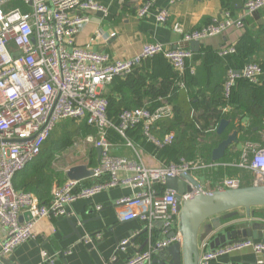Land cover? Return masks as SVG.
<instances>
[{
	"label": "built area",
	"instance_id": "1",
	"mask_svg": "<svg viewBox=\"0 0 264 264\" xmlns=\"http://www.w3.org/2000/svg\"><path fill=\"white\" fill-rule=\"evenodd\" d=\"M181 1L172 0V3ZM140 2L137 14L143 19L154 8L155 1ZM263 9L264 0H247L241 16L236 17L232 11L225 10L207 25L192 31L175 24L173 31L180 36L177 42L171 45L147 43L131 59L112 60L109 55L92 49V44L101 39L99 33L86 46L76 45V35L90 22V14L106 12L96 0H0V226L6 230L0 259L35 240L36 225L42 220L72 219L74 214L69 208L77 200H91L102 192L127 188L133 194L115 203L119 219L143 223L149 245L147 250L131 256L125 264H152L159 251L182 242L180 215L190 194L178 199L176 192L166 188L168 178L187 182L184 176L189 175L207 191L241 188L237 178L213 181L211 169L218 166L215 164L186 160L166 166L146 164L142 154L128 140L127 131L141 126L148 142L160 148L172 145L176 141V132H169L160 139L154 129L159 121L174 117L173 107L165 103L154 109H126L113 122L108 116V101L103 90L116 78L131 75L144 61L159 55L184 77L187 62L193 57L190 48L193 42L220 36L231 28L244 29L246 18ZM156 18L158 24L166 25L169 12L162 10ZM235 53L236 48L229 47L222 50L220 56L225 58ZM262 74L263 69L257 64H248L241 70L229 68L224 84L225 99L230 100L238 80L256 85ZM229 110V107L223 109L224 112ZM64 120L85 123L95 130L96 136H88L86 140L100 149V162L92 168V177L67 180L54 186L50 204L44 205L34 194L17 191L13 182L40 156L56 126ZM111 132L126 139L136 158L112 154ZM241 148L236 167L251 171L254 185H264V148L253 142ZM100 209L98 206L97 210ZM172 233L175 235L171 236ZM155 235L159 236L156 242L153 241ZM100 237L96 236L97 239ZM91 240L88 237V241ZM211 241L201 244L200 264H211L221 256L244 249H252L256 254L258 259L254 264H264V241L250 238L215 249L210 248ZM130 243L126 240L119 249L124 250ZM43 257L42 264H54L46 253Z\"/></svg>",
	"mask_w": 264,
	"mask_h": 264
},
{
	"label": "crops",
	"instance_id": "2",
	"mask_svg": "<svg viewBox=\"0 0 264 264\" xmlns=\"http://www.w3.org/2000/svg\"><path fill=\"white\" fill-rule=\"evenodd\" d=\"M96 1L106 9V12L90 14V22L82 26L76 35V45L78 47L86 46L91 43V39L96 33H99L101 39L92 44V49L95 52L109 55L112 60L131 59L138 55L147 43L158 42L171 45L177 42L180 36L173 31L175 24H181L186 31H192L202 28L212 18L221 16L225 10L232 11L236 17L243 14V6L237 7L236 10L225 9L221 0H183L174 4L172 0H154V8L146 18L140 19L137 14L140 0ZM162 10L169 12V20L166 25H160L157 22L156 16ZM261 12H259L261 15L259 14L258 17L246 18L247 22L250 21L249 26L254 27V30L264 27V9ZM113 34L115 36H112ZM243 35L244 29L231 28L220 36L200 42V47L196 51H193L192 44L190 45L193 51V57L190 60L192 73H202L203 65L206 66L204 71L209 77V84L208 87L203 88L204 94L213 95L211 92L213 88H216V92L224 93L227 71L231 67H229L230 63L220 56V52L229 47L235 48L236 45L240 44ZM146 61L142 65L143 72H153L154 75L157 74L160 77L161 71L158 70L157 65L148 64ZM146 66L150 67L147 71ZM111 85L112 83L105 85L103 91L109 92L112 89L109 87ZM191 89L194 92L200 90L197 86H191ZM115 93L112 95L116 96ZM253 94L254 100L262 106L261 114L263 115L262 119H264V84L254 88ZM242 122L247 125L250 123L247 114L242 116ZM225 131L222 134H225ZM234 132L236 131L226 134L224 140ZM253 133L252 136L249 135L250 138L255 139L252 141H256V144L264 148V129L255 127ZM88 136L94 137L95 135L82 136L84 137V146L87 144V147L82 150L80 158L78 156L72 164L66 165L64 169L66 173L71 167L78 165H86L89 168L98 166L100 154L98 149L87 142ZM239 138L240 136L237 134V139ZM242 142H239L238 145H232L228 149L229 154L239 153L235 160L237 163L240 158L241 147L244 145ZM117 144L112 147L113 155L130 159L136 158L131 147L125 146L123 142ZM226 153L228 152L226 151ZM142 157L146 164H156L152 158L144 155ZM235 161H230L227 165L236 166ZM218 162L212 161V164L218 165L217 167L226 166V164ZM238 173L242 174L243 172L239 171ZM66 179L68 180L67 175ZM24 191L31 193L30 188H25ZM132 194L130 189L114 188L102 192L91 200H77L69 208L74 214L72 219L56 217L42 220L35 228L36 239L24 243L3 260H7L10 264H42L43 253H46L48 258L54 261V264H125L131 256L147 250L149 245V236L145 225L138 220L122 222L116 211V201ZM98 206L101 207L100 210H97ZM253 228L257 229L255 225ZM262 228L264 227L262 226ZM96 236L101 237L97 239ZM5 237L6 230L0 226V246L5 241ZM88 237L92 240L88 241ZM126 240H130L131 244L126 246L124 250L119 249L121 243ZM255 241L260 242L261 240ZM213 244H210V248H217V245ZM257 259L258 257L252 249H244L221 256L211 264H254ZM262 260L264 262V257Z\"/></svg>",
	"mask_w": 264,
	"mask_h": 264
},
{
	"label": "trees",
	"instance_id": "3",
	"mask_svg": "<svg viewBox=\"0 0 264 264\" xmlns=\"http://www.w3.org/2000/svg\"><path fill=\"white\" fill-rule=\"evenodd\" d=\"M221 2L225 9L236 10L237 7L244 6L247 0H221ZM259 14L258 12L254 16L258 17L261 15ZM249 22L245 21L243 38L240 44L235 46L236 53L225 57V59L230 63L229 67L235 70H241L248 64H257L262 67L263 74L259 84L256 85L243 79L238 80L229 101L225 99L224 93L216 92V88L211 89L212 97L203 93V88L208 87L209 84V77L204 71L206 70L205 65L202 67V73L195 74L194 72L193 74L191 61H188L185 76L180 77L163 55L146 61L148 64L157 65L158 70L161 71L160 77L157 74L154 75L153 72H143L142 64L131 75L116 78L109 86L112 88L109 92L103 91V95L108 101V116L113 122H116L119 114L126 109L137 107L154 109L165 103L173 107L174 117L159 121L154 129L155 135L160 139H163L169 132H176V141L172 145L160 148L148 142L143 135L141 126L127 131L128 140L140 154L155 159L156 164L164 166L177 164L181 160L212 164L213 150L224 141L226 134L228 135L231 131H236L240 136L238 144L241 141L244 143L256 142L252 141L255 139L250 138L249 135L254 134L255 127L264 129L262 106L254 100L253 94L254 88L264 84V27L254 30V27L249 26ZM203 64H205L204 61ZM149 68L146 66V71ZM182 83L185 84L184 88L181 87ZM191 86H197L200 90L194 92ZM114 93L117 95L113 96ZM226 107H229L230 110L224 112L223 109ZM246 114L250 119L248 125L242 122V116ZM223 120L230 121V125L225 134L219 135L216 127ZM83 134L96 136L95 130L89 128L85 123H78L74 120L60 122L43 146L40 156L15 177L14 188L17 191L30 188L31 193L37 196L42 204H50L53 187L67 181L66 177L62 178L61 173L52 168L51 163L58 151L68 149L72 146L75 136ZM110 140L116 145H118L117 143L122 144V142L125 146L127 145L126 139L115 132L110 133ZM227 152L224 158L218 162L226 164V166L220 165L216 169H211L212 180L217 181L224 177L237 178L242 187L252 186L251 171L227 165L230 161L234 162L239 153L229 154L228 150ZM231 158L233 159L231 160ZM239 171L243 173L239 174ZM86 183L90 184L91 182L86 181ZM157 240H159V236L155 235L153 241Z\"/></svg>",
	"mask_w": 264,
	"mask_h": 264
},
{
	"label": "water",
	"instance_id": "4",
	"mask_svg": "<svg viewBox=\"0 0 264 264\" xmlns=\"http://www.w3.org/2000/svg\"><path fill=\"white\" fill-rule=\"evenodd\" d=\"M192 47L196 51L200 42H193ZM228 123L226 120L221 122L217 129L219 135ZM234 144H238L237 132L213 150L212 161L222 160ZM97 151L100 154V149ZM93 174V169L86 165L71 167L66 173L68 180L76 181L88 179ZM184 179L187 182L177 178L166 180V188L176 192L178 199L190 194L180 215L182 242L159 251L153 264H200L201 244L207 240H212L217 248L250 238L264 241V185L207 191L191 176L186 175ZM192 187L197 192H193ZM254 225L257 229L253 228ZM0 264L10 262L0 259Z\"/></svg>",
	"mask_w": 264,
	"mask_h": 264
},
{
	"label": "rangeland",
	"instance_id": "5",
	"mask_svg": "<svg viewBox=\"0 0 264 264\" xmlns=\"http://www.w3.org/2000/svg\"><path fill=\"white\" fill-rule=\"evenodd\" d=\"M83 135L75 136V138L72 141L73 142L72 146L68 147V149L58 151L57 156L54 158V160L51 163L52 168L56 172H60L62 178L66 177V170H64L66 168V165L72 164V162L76 160L78 156L80 158L82 150L87 147V144H85L84 146V137H82Z\"/></svg>",
	"mask_w": 264,
	"mask_h": 264
}]
</instances>
